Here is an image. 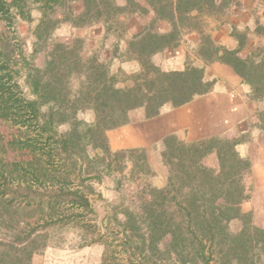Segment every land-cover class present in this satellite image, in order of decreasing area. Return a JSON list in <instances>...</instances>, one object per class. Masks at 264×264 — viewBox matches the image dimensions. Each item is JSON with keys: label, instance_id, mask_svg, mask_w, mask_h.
Here are the masks:
<instances>
[{"label": "trees", "instance_id": "trees-1", "mask_svg": "<svg viewBox=\"0 0 264 264\" xmlns=\"http://www.w3.org/2000/svg\"><path fill=\"white\" fill-rule=\"evenodd\" d=\"M77 1L82 11L73 7ZM123 1L0 0V20L11 25L14 18L33 21L32 11L41 12L33 31V54L46 52L43 66H33L23 51L17 59L10 44L0 40V118L19 128L9 146L30 156L6 164L0 160V264H32L34 254L48 243L46 231L34 232L62 219L66 207L80 209L72 216L96 215L91 196L103 197L97 186L105 176L126 170L131 178L152 173L145 150L113 151L109 146L107 131L127 124L130 110L144 107L147 117H155L166 103L182 106L214 85L202 67L166 70L152 57L175 46L185 30L198 29L206 15L220 13L229 0ZM133 14L153 18L127 42L128 57L138 60L141 69L128 75L130 84L125 86L107 58L84 55L82 37L53 39L62 23L73 28L102 25L108 35L120 16ZM160 21H167L170 30L161 32ZM255 34H264V24L257 23ZM232 35L236 48L202 34L199 54L206 62L231 65L261 100L264 44L253 47L247 31L234 29ZM249 44L252 49L243 55ZM22 66L30 95L18 82ZM87 108L95 113L92 123L78 117ZM257 115L264 121V111ZM66 123L69 131L60 132ZM241 141L215 136L190 144L169 136L162 152L169 168L167 184L146 185L137 209L116 206L100 221L101 235L116 241L114 253H120L110 256L106 250L102 264H262L264 228L253 225L252 213L242 209L251 162L237 150ZM211 151L217 167L203 162ZM38 212L34 226L30 217ZM235 220L242 222L237 231L231 229Z\"/></svg>", "mask_w": 264, "mask_h": 264}, {"label": "crops", "instance_id": "crops-1", "mask_svg": "<svg viewBox=\"0 0 264 264\" xmlns=\"http://www.w3.org/2000/svg\"><path fill=\"white\" fill-rule=\"evenodd\" d=\"M248 1L250 5L248 6L245 2L240 9V6L237 5L238 0H229L227 7L224 8L226 17L220 18L218 14L205 16L206 19L214 20L212 24L214 26L208 33L216 44L228 48L238 46V41L232 35V30L239 24L250 25L248 23L251 18L250 14L255 10L251 2L255 0ZM120 2L124 3L123 0ZM237 7L242 13L247 12L248 15L242 17L240 21L233 18L228 19V14L233 17L240 15ZM256 16L258 19H262L260 22L264 21L263 13L262 16L259 13ZM247 18L248 21L245 22ZM147 23L148 20L144 25ZM141 26L140 28H130L131 36L140 31L143 28ZM158 27L161 32L170 30L167 21H160ZM196 30H185L175 46L167 47L154 54L152 60L166 70L184 69L187 64L202 67L205 70V79L214 82L212 89L207 93L197 95L192 101L182 106L175 107L172 103H166L161 108L160 114L155 117H147L144 107L132 109L129 112L127 124L107 131L111 150L142 149L146 151L148 164L153 171L150 181L156 186H164L168 181V167L163 161L162 152L166 149V139L169 136H175L179 140L191 144L200 143L215 136L242 138L248 135L252 129H254V135L264 133V129L261 127L262 122L257 115L259 111H263L264 101L252 96L250 85L244 82L231 65L221 61L206 62L201 57L198 46L202 35ZM252 34L259 37L255 31ZM114 57V60L119 59L117 56ZM140 67L138 60L130 59L128 62L119 60L118 65L112 69L113 72L123 69L131 73ZM249 144L250 141L244 139L237 146V150L243 157H250L256 177L263 170L262 181L258 184L264 185V147L256 152L250 149ZM216 158L215 151H211L203 158V162L208 166L215 167ZM103 182L104 180L99 184L100 189H102ZM32 264H95V262L82 260L79 254L73 252L49 249L42 253H35Z\"/></svg>", "mask_w": 264, "mask_h": 264}, {"label": "rangeland", "instance_id": "rangeland-1", "mask_svg": "<svg viewBox=\"0 0 264 264\" xmlns=\"http://www.w3.org/2000/svg\"><path fill=\"white\" fill-rule=\"evenodd\" d=\"M256 1L257 0L251 2V4L253 3V8L255 10L252 14H250L251 18H249L248 22L250 25L239 24L238 27H234L240 32L247 31L250 33L249 37L251 38V40H253V43H251V45L253 44V47L264 44V34L259 37L252 34L256 30L258 22L264 24V21L260 22L262 21V19H258V17L256 16V14L258 13L261 16L262 13L264 14V0H258L257 2ZM245 2L248 6L250 5L248 0H238V7L240 6L239 8L241 9V7L244 6ZM73 7L77 12L82 11L83 9V5L80 1L75 2L73 4ZM238 7L236 8L237 10H239ZM64 12L65 11H63V14ZM239 14L240 15H238L237 17L235 15L233 17L232 15L228 14L229 16L227 18H233L234 20L240 21L242 17H246L248 15L247 12H245L244 14L240 10ZM32 15L34 18L33 21H27L22 18H14V25H11V23L7 20L1 19L0 40L2 41V43L4 42L10 44L13 50V55L17 59H19L18 56L20 50L23 51L26 57H28L33 66H43L46 58V52L41 51L36 53L35 55L33 54L35 42L33 31L42 14L39 10L35 9L32 11ZM218 15H220V18L226 17V11L222 10L220 13H218ZM152 18L153 15L151 14L147 16H140L138 14H133L130 16H120V23H118V25L115 24L114 26L116 31L113 30V32H110V34L108 35L104 31V27L102 25H96L94 27L92 26L91 28H73L70 23H62L55 30L53 39L54 41L61 40L70 42L74 39V37H82L85 40L84 55L91 56L94 53H99V55L102 56L101 58L103 60L107 58L109 60L111 72L118 74L120 85L125 86L130 84V81L127 80L128 75L140 71L141 67L140 69L131 73H128L123 69H119L118 71L113 72L112 67H116L119 60L125 62H128L130 60L126 53L127 42L131 38L130 28H140L141 25V27H143L146 20L150 22ZM246 21H248V18L245 20V22ZM213 22L214 20H209L203 17L201 19L199 28L196 31L200 33V35L209 34L208 31L214 26L212 25ZM199 49H201V45L198 46V50ZM251 49L252 48L249 44L244 49L242 54L245 55ZM114 56H117L119 59L114 60ZM21 69L22 74L18 82L23 87L26 94L30 95L25 81L27 69L24 66H22ZM77 85L78 79L77 77H75L74 87L77 88ZM261 100L264 101V98ZM262 110L264 111V108ZM78 117L88 123H92L95 121V113L92 109L89 108L80 110L78 112ZM260 121L262 122L261 126H263L264 121ZM70 127L71 126L69 123L62 124L59 127V130L60 132H67L69 131ZM253 131L254 129L250 130L248 135H245L241 139L250 141V149H252V151L255 150L256 152H259L260 149L264 147V133L261 135H254L255 132ZM18 134L19 128L17 126L13 125L10 121L0 118V160L3 161L4 164L13 161H21L24 158H30V156H22V152H25L24 150L18 151L9 146V142L12 141L14 137L18 136ZM93 152L94 151H92V154ZM247 159L251 162V169L244 177L246 194L245 199L242 202V209L244 212L252 213L253 225L264 228V185L258 184L262 181L263 176L261 175L263 170L258 173L260 175V178L259 175L258 177H256L254 170L252 169V160L250 159V157ZM130 165L131 163L128 162V166ZM217 166L218 160L215 167ZM151 174L148 175L143 173L136 176L135 178H131L129 170H126V172L115 171L110 176H105L103 185L101 186L102 189L99 188V190H102L101 192L103 197L99 199L96 196H91L93 206L97 214L95 215L92 213H87L83 216H72L70 215L72 212H81L80 209L75 208V210L71 209L70 207H66L64 209L62 219H58V221L53 222L50 226L46 228L41 227L34 232L35 234H39L46 231L48 236L47 246H41V248L36 253H42L49 249L60 252H73L79 254L82 260H89L90 262H95V264H99V262L101 264L104 252L106 250L110 251V256L119 257V252H117V254L114 253L116 250H118L116 248L118 243L116 241L111 242L110 238L101 235L103 224L100 221H102L106 213L110 212L116 206L123 208L130 206L137 209L140 202L139 198L142 195L143 188L146 185L163 187L152 184V182L150 181ZM29 209L32 210L33 208L31 207ZM22 212L25 211L22 210ZM38 216L39 212L36 215L34 213V215L30 217L34 222V226L36 225L35 222H38ZM241 226L242 222L240 220H235L231 223V229H233V231L239 230ZM166 241L167 239H165L164 245L167 243ZM262 264H264V255Z\"/></svg>", "mask_w": 264, "mask_h": 264}]
</instances>
